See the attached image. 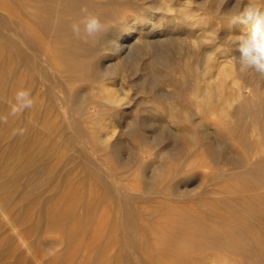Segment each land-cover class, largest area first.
I'll use <instances>...</instances> for the list:
<instances>
[{
	"label": "rangeland",
	"instance_id": "1",
	"mask_svg": "<svg viewBox=\"0 0 264 264\" xmlns=\"http://www.w3.org/2000/svg\"><path fill=\"white\" fill-rule=\"evenodd\" d=\"M97 1L103 9L91 13H106L104 32L141 24L155 11L152 0ZM235 2L226 0L222 12ZM175 5L166 16L177 26V40L163 51H141L113 78L94 76L92 64L68 72V62L62 67L67 75L50 69V40L40 29L39 49L23 44L18 57L15 18L3 15L0 264H264V172L247 182L238 168L240 159L251 165L264 154L257 145L264 140V110L257 108L264 80L238 73L232 62L238 53L227 39L250 26L230 25L217 0ZM23 23L31 26L26 18ZM202 31L210 59L203 64L202 53L196 54L205 78L194 76L184 90L192 79L177 71L183 53L193 50L184 37ZM204 83L219 100L207 112L190 101ZM21 88L36 104L11 116L8 101ZM167 91L180 92L182 108L200 118L170 120V103L153 97ZM107 92L118 99L108 100ZM245 103L253 117L234 116L231 111ZM19 129L24 135H13ZM248 204L261 213H247Z\"/></svg>",
	"mask_w": 264,
	"mask_h": 264
},
{
	"label": "bare ground",
	"instance_id": "2",
	"mask_svg": "<svg viewBox=\"0 0 264 264\" xmlns=\"http://www.w3.org/2000/svg\"><path fill=\"white\" fill-rule=\"evenodd\" d=\"M82 1L83 3H79L78 0H0V11H1L0 32H1V26H3V23L5 22L4 17L5 16L9 17V13L10 14L12 13V15L15 18L14 33L19 34L18 37L19 41H16L15 44L13 45L14 50L18 55V57L21 58L22 55L24 54L22 49L23 44H28L31 52L33 51L35 52L36 50L39 49L41 45L38 40L37 31L38 29H40V31H42V33L50 40V47H48V51L52 58H49V62L47 63L50 69L67 75L66 74L67 69L62 67L68 64V62H72L68 72H72L77 67H81V68L88 67V65L92 64L91 67L93 70L91 72L94 74V76L108 75L109 78L110 77L113 78L115 75L119 73V71L123 67L122 64H124L129 60L138 58L141 51L146 50L148 53H150L152 50L163 51L164 44L169 42L173 38V36H175L174 34H176L175 29L177 26H175V24H172L171 21H169L170 20L169 17L166 16L167 12L176 9L174 7V5L176 4L175 3L176 0H163V3L161 2V0H152L150 2L153 6L151 7H153L155 11H151V12L146 11L147 13L144 15V22H142L141 24H134L133 22L130 23L125 22L123 27L118 28L116 30L110 29L109 27V31L106 32H104L105 29L103 27V31L100 34H98L95 37L88 38L87 42H85L83 38H77L76 36L73 35L71 31V24L80 18L81 16L80 10L82 7H86L89 10V12H92L95 11L96 8H98L99 6L100 9H103L101 8L103 2L100 3L97 0H82ZM177 1H181L178 2L176 5H180V7L182 6L183 7L182 9H187L190 6V0H177ZM94 14L99 16L102 24H105V22L107 21V19L105 18V14H106L105 12H96ZM25 18L27 19V21L28 20L30 21V25H31L30 27H28L26 24L23 23ZM24 30L30 33L29 39L24 40V36H23ZM184 38H185L184 41H187L191 44L193 50L185 51L183 53L182 59L184 61L182 63L184 64L180 67V70L179 67H178V71L176 68V71L180 72L181 77L182 75H184V77L190 75L192 79L191 83L185 84L183 86V89L186 90L189 87H191L190 85L193 84L194 76L199 77L201 79L205 78V76L203 75H205L206 72L203 69L205 67L203 64L207 63L208 59H210L209 58L210 56L209 54L206 53L205 49H203L205 48L203 45L206 39V35L204 32L200 37L191 36L189 38L188 37H184ZM173 40H175V38H173ZM168 44L170 43H167V46ZM199 52L202 53L203 64H201L199 62L200 59L198 60L197 58V54ZM95 56L96 59L94 60ZM90 58H92V63L89 61ZM201 66L202 68L199 70ZM219 77H221V75ZM180 79L182 80L184 78H180ZM190 80H188V83ZM213 89L215 90L214 94L218 95L219 87L215 85L213 86ZM179 93L180 92L177 91H169V92L167 91L164 94L160 92L159 95L153 97L165 100L167 103H170L169 108H171V111L167 114V117L170 120L176 122L182 119H187L189 121L195 122L196 119L200 118L198 117L199 114L196 111L193 110L187 111L182 108V104H180V102L178 101L181 98L182 94ZM107 94L108 95L106 97L110 101L113 100L116 101V99H118L113 95L110 96L108 92ZM259 98H260L258 99L259 106L257 104V108H259L258 110H264V92L260 94ZM74 100L75 101L73 100L70 101H73V104L79 103L78 99L77 100L74 99ZM235 100L237 99L235 98ZM190 101L191 102L194 101V103L198 106L199 109L206 112L207 110L209 111L212 107H215L216 104L219 102L218 98H213V91L211 90L210 85L208 83L207 84L204 83L203 86L200 87L198 91V98H193ZM176 107H179V109ZM172 109L175 111H173ZM231 112L234 116H244L245 114L246 118L252 114V116L250 117L252 118L255 110L253 111V108L250 109L247 104L246 105L238 104V106L235 107V109H233V111ZM224 118L227 119L226 117ZM251 121H255V119ZM245 132H246L245 128H242L240 130L241 133L240 136L244 142H246V135H244ZM189 135L192 138L194 136L192 132L189 133ZM193 139L196 140L195 138ZM257 145L260 147L264 146V140L260 139ZM263 163H264V154L258 155V157L253 161L251 165L247 158L240 159L238 168L240 170V175L242 179L248 182L250 181V177L253 174L259 175L260 172L263 173L264 172ZM262 201H264V195ZM245 207H246L245 209H247L246 210L247 213L249 209H252L256 214L261 213L259 210H257L256 207L252 205L248 204ZM261 218L264 219V213H261ZM241 233L242 232H240V234ZM243 239L245 241V237H243L242 240Z\"/></svg>",
	"mask_w": 264,
	"mask_h": 264
},
{
	"label": "clouds",
	"instance_id": "3",
	"mask_svg": "<svg viewBox=\"0 0 264 264\" xmlns=\"http://www.w3.org/2000/svg\"><path fill=\"white\" fill-rule=\"evenodd\" d=\"M217 11L222 18L232 24L242 23L249 25L246 34L228 37V41L235 53L232 62L242 76H254L264 80V0H236L233 7L222 12L226 0H217ZM80 18L71 24V31L77 38L97 36L103 31V24L98 15L89 12L86 7L81 8ZM36 104L30 90L17 89L11 100L8 101L9 115L18 116L32 109ZM0 123H7V116H0ZM26 129H19L13 135H24ZM191 191V190H187Z\"/></svg>",
	"mask_w": 264,
	"mask_h": 264
}]
</instances>
